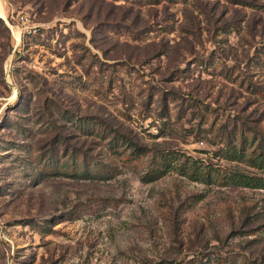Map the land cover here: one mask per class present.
Masks as SVG:
<instances>
[{"label": "rangeland", "instance_id": "374dc122", "mask_svg": "<svg viewBox=\"0 0 264 264\" xmlns=\"http://www.w3.org/2000/svg\"><path fill=\"white\" fill-rule=\"evenodd\" d=\"M0 3V264H264V0Z\"/></svg>", "mask_w": 264, "mask_h": 264}, {"label": "trees", "instance_id": "16d2710c", "mask_svg": "<svg viewBox=\"0 0 264 264\" xmlns=\"http://www.w3.org/2000/svg\"><path fill=\"white\" fill-rule=\"evenodd\" d=\"M0 27L4 28L5 30H8L7 26L4 23L3 17L0 16ZM0 72H3V66L0 63ZM97 123V122H96ZM107 127V125H105ZM250 132V135L243 134V131L241 132V139L239 140V143L234 142V136L232 134L228 135V141L226 142L225 147V156L230 159H248L249 163L255 167L262 168L264 167V134L263 133H255ZM110 134H112L113 138H117L120 135L119 131L115 127H110ZM230 135L232 136V139H230ZM58 138V137H56ZM132 144V149L127 155V158H134L137 157L138 154L143 152L144 147L139 146L137 143L129 140ZM59 144H62L64 146L65 141L64 138L58 142ZM55 148V147H53ZM68 149L67 146H64V150L66 151ZM71 153H72V162L68 165L64 164L65 168H72L74 172L77 174H87L91 173L94 174L97 177L105 176L110 171L113 170V167L109 166L107 163H104L101 160H97L92 157H88L87 149L83 148V145H75L72 144ZM55 150V149H54ZM163 157V155H161ZM53 162V161H52ZM232 178L236 182H243L244 185H247L248 183L251 184V182H254L256 184H260V180H264V178H261L260 176H251L249 177V181L246 180V178H243L240 175H234Z\"/></svg>", "mask_w": 264, "mask_h": 264}, {"label": "built area", "instance_id": "2783aa9c", "mask_svg": "<svg viewBox=\"0 0 264 264\" xmlns=\"http://www.w3.org/2000/svg\"><path fill=\"white\" fill-rule=\"evenodd\" d=\"M3 238V232H2V222H1V215H0V241Z\"/></svg>", "mask_w": 264, "mask_h": 264}, {"label": "bare ground", "instance_id": "6f19581e", "mask_svg": "<svg viewBox=\"0 0 264 264\" xmlns=\"http://www.w3.org/2000/svg\"><path fill=\"white\" fill-rule=\"evenodd\" d=\"M3 13V7H2V5H1V3H0V14H2ZM19 38V37H18Z\"/></svg>", "mask_w": 264, "mask_h": 264}, {"label": "water", "instance_id": "95a60500", "mask_svg": "<svg viewBox=\"0 0 264 264\" xmlns=\"http://www.w3.org/2000/svg\"><path fill=\"white\" fill-rule=\"evenodd\" d=\"M1 17H3L2 15H0ZM4 18V17H3Z\"/></svg>", "mask_w": 264, "mask_h": 264}]
</instances>
